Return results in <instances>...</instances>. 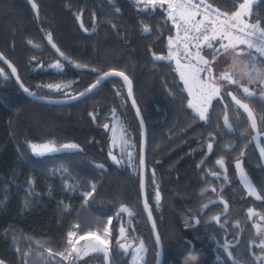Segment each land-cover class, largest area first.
<instances>
[{
    "label": "trees",
    "instance_id": "1",
    "mask_svg": "<svg viewBox=\"0 0 264 264\" xmlns=\"http://www.w3.org/2000/svg\"><path fill=\"white\" fill-rule=\"evenodd\" d=\"M35 1L37 15L26 0H0V53L17 68L29 91L45 97L76 95L109 70L128 76L147 130L146 190L162 241V264H264L258 245L262 234L256 227V214L264 215V164L248 117L224 95L227 91L212 101L207 120L188 107L190 96L173 59L158 61L153 56H167L169 37L175 38L174 23L164 10L167 5L161 9L137 0ZM207 1L228 13L243 2ZM249 19L259 20L264 28V0L253 2ZM49 36L69 61L52 51ZM207 53L213 58L211 49ZM254 54L264 68V58ZM58 61L60 68L52 66ZM0 68V259L5 264H132V250L126 254L117 249L118 229L126 226L136 245L145 246L142 264H156L154 231L140 189L142 130L125 82L114 76L76 102L47 104L28 98L1 60ZM61 82L68 84L67 93L46 88ZM242 99L250 103L264 129V100L246 95ZM114 112L132 142L133 168L111 149L104 125H112ZM44 142L59 150L33 154L31 146ZM65 144L78 149H64ZM109 152L122 161L120 166L111 163ZM236 159L243 160L261 200L242 188ZM218 160L225 162L227 171L215 178ZM210 184L229 203L220 223L209 218L223 211L222 204L202 212L215 196L207 189ZM87 192L92 195L85 198ZM123 204L133 211L132 217L116 214ZM194 217L200 222L189 227ZM107 227V260L101 252L75 261L58 255L70 248L69 231L84 235ZM189 247L197 251H187Z\"/></svg>",
    "mask_w": 264,
    "mask_h": 264
},
{
    "label": "snow or ice",
    "instance_id": "2",
    "mask_svg": "<svg viewBox=\"0 0 264 264\" xmlns=\"http://www.w3.org/2000/svg\"><path fill=\"white\" fill-rule=\"evenodd\" d=\"M148 3L152 5H159L161 9L164 8V5L167 4L168 8L164 9L167 13L169 18L173 21L176 30L177 36L175 38L177 44H182L183 49H177L173 51L174 44H173V37H169L168 47L169 53L167 56H156L155 59L158 61H171L175 59L177 69L179 70V77L180 80L183 82L186 89H188L189 95L193 96V100H189L188 107L193 109V111L199 116V119L204 121L207 120V112L208 108L211 106L212 101L214 98L221 96L220 87L217 84V78L212 76V68L209 67V60L205 59L201 53V39L203 43L206 44L208 49L212 50V55L215 57V53L219 51V48L227 49L228 47H232L233 49L237 48L239 45H244V48H241L237 55L243 56H253V53L259 54V56L264 57V28L259 27L260 21L257 20L256 24H249L244 17L251 16L250 6L253 0H243L242 3L238 4V8L236 11L232 12V23L230 25H225L229 31L221 32L217 34L216 29L212 26V21L209 19L207 22L205 20L197 21L195 20V16L200 13L201 8L203 7V15L210 16L211 14L215 13L216 16L225 15L227 18V14L219 13L216 9H213L211 5H205L204 0H200V3H193L192 0H147ZM32 7L35 9L36 5L33 3ZM183 33L181 37L180 33ZM191 34V35H190ZM227 40L228 44H224L223 41ZM195 41L196 43H193ZM212 41H219V48H214ZM49 43H51V37L49 36ZM191 45V47H190ZM53 48H56L55 44H52ZM195 48L196 51L193 53L191 50ZM247 50V51H246ZM59 51V49H57ZM62 57H64V53H60ZM255 59V57H253ZM67 60V57H64ZM0 60H3L5 64L11 68V73L16 75L17 69L13 67L3 56L0 54ZM181 61H185V63H181ZM194 61V62H193ZM56 67H60L59 61L56 64ZM77 68L80 65H76ZM0 73H3V69L0 68ZM206 73V77L201 79V74ZM120 76L124 79V81L131 85V81L129 80L128 76L124 74V72H111L105 73L104 77H101V80L107 78L110 75ZM221 79L228 80L232 83L238 84L239 79L236 78V74H230L229 72L225 71L222 73ZM249 83H256L258 82L261 86L259 95L255 91L250 90L248 87H243V93L247 97H257L260 100H264V74H260L258 76H248ZM17 80L19 81V76H17ZM97 83H100L98 80ZM192 86L195 88V92H193ZM21 87L23 85L21 84ZM51 87V85H49ZM96 85H92L87 91L82 92L79 96H70L69 100H76L80 97L87 96ZM25 93H29L28 88H23ZM30 95H34L33 93H29ZM129 95H131V88L129 87ZM224 95L230 96L231 100L237 105L239 108H242L248 116V120L251 121V126L253 129L257 127V120L254 116L253 112L249 109L248 104L242 103L240 99L237 98L236 95H233L232 92H226ZM67 102V101H63ZM133 105H135V101L133 100ZM137 115H139V109H137ZM225 123H227V116H225ZM261 124H264V117H261ZM105 129H107L108 125H104ZM32 152L36 155H42L43 152L38 150L37 145H32ZM47 151H58L54 147H50L49 145H42L39 146ZM64 149H78V145L76 144H65L62 146ZM208 149L211 150L213 145L209 143L207 145ZM261 155L264 156V148H261ZM109 155L112 156V153L109 152ZM131 156V153H129ZM244 156V153L241 152V157ZM112 160L119 165L122 161L117 160L115 156H112ZM217 163H221L217 161ZM139 164L141 167L144 165V158H143V145L141 146V156ZM236 168H241V162L238 160L236 163ZM213 175H216L215 173ZM143 189V183H142ZM95 191V185L92 186V192ZM92 192L84 193L83 195L85 198L92 195ZM251 194V193H250ZM156 202L159 203L160 193L159 190L155 193ZM259 199V197H257ZM144 208L146 211H149V219H151V212L149 210V204L147 202V198H145ZM225 208H227V204H225ZM121 211H126V209H121ZM119 215V214H118ZM217 219L218 218H213ZM111 218L108 219V224H111ZM77 228L79 225L76 226ZM153 227H155L153 223ZM125 229L121 227L120 232L123 235ZM105 235H108V230H104ZM69 239L67 241L68 245L71 246V250L65 249L64 252L58 253L62 260H69L72 258L75 261L79 257V253L72 242L71 237L75 236L76 233L69 231L67 233ZM85 236H93V238L98 241V245H94L92 247L93 252H101L104 253L105 259L107 260L108 257V246L110 241L107 239H102L100 235H95L93 233L86 232ZM80 239H84V236H81ZM189 245H191V241H186ZM117 244L119 245L120 249H125L124 244L119 243V239H117ZM156 244H160V237L157 234L156 236ZM103 246V247H101ZM224 251L227 253L228 257H232V252L228 251V245L225 244L223 246ZM143 250L142 246L136 249V252L139 253ZM187 251H197L194 247H189ZM196 258L193 257V261L195 262ZM0 264H5L3 259H0Z\"/></svg>",
    "mask_w": 264,
    "mask_h": 264
},
{
    "label": "rangeland",
    "instance_id": "3",
    "mask_svg": "<svg viewBox=\"0 0 264 264\" xmlns=\"http://www.w3.org/2000/svg\"><path fill=\"white\" fill-rule=\"evenodd\" d=\"M242 47H237L233 49L232 47H228L227 49L221 48L219 53L215 55V57L210 58L209 54L204 53V50H201V55L205 57V59L209 60V67L212 68V73L211 75L217 78V84L220 87L221 92L222 91H238L239 94H242V98L245 96L243 93V87H248L250 90L255 91L257 93V96L259 95V91L261 86L258 85L259 83H249L248 76H257L256 70H251L254 69L252 68L251 64H253L251 56L243 55V56H233L235 52L239 53L240 49ZM177 49H174L175 51ZM247 51V50H246ZM254 56V55H253ZM255 57V56H254ZM255 60L257 61V58L255 57ZM174 62V67L175 69L179 72L180 69H177V65L175 62V59H173ZM194 62V61H193ZM181 63H185V61H181ZM57 62H54L52 66L56 67ZM256 66V64H255ZM61 67V65H60ZM57 67V68H60ZM251 70V71H250ZM225 71L229 72L230 74H236V78L239 79V83L235 84L232 83L228 80L221 79L222 73ZM206 73L201 74V79H204L206 77ZM51 85V87H49ZM46 86L48 90H65L67 93L68 92V84L67 83H54V84H49ZM189 87H192L191 85ZM188 91V89H186ZM193 92H195V88L192 87ZM189 93V92H188ZM236 94V93H235ZM238 96V95H237ZM194 97L190 95V100H193ZM216 99V98H214ZM213 99V100H214ZM207 115V114H206ZM113 121L112 125L109 126V132H110V146L112 150H116L122 158L133 168L134 167V152L132 149V142L130 140L129 135L125 132L124 126L122 124V120L120 119V116L117 112H114L113 115ZM263 130V129H262ZM35 145L38 146V150L43 152L44 154L46 153H52L54 151H47L46 149L39 147L42 145H49L50 147H54L56 149H59L56 147V145L50 143V142H44V143H34ZM33 144V145H34ZM129 153H131V156H129ZM263 214L257 213L256 216H260ZM264 216V215H263ZM256 227L257 229L261 232L262 237L261 241L259 242V247H260V253H262V256L260 257L263 262H264V223L260 222V220L256 221ZM108 230V235H105V232L103 231L102 233H97V232H90L95 235H100L102 239H107L110 241L109 246H108V257L110 254V249H111V231L110 228H106ZM81 236H84V239H80ZM73 244L75 245L79 257H82L88 253L93 252L92 247L94 245H98V241H96L93 236H85V235H78L76 234L75 236L71 237ZM263 242V243H262ZM142 246L143 250L139 253L136 252L137 248H140ZM103 247V246H101ZM71 250V246L69 248V251ZM144 252H145V246L143 242L137 243L132 248V264H142L143 257H144ZM107 257V258H108ZM77 258V259H78Z\"/></svg>",
    "mask_w": 264,
    "mask_h": 264
},
{
    "label": "water",
    "instance_id": "4",
    "mask_svg": "<svg viewBox=\"0 0 264 264\" xmlns=\"http://www.w3.org/2000/svg\"><path fill=\"white\" fill-rule=\"evenodd\" d=\"M27 1V3L29 4V6H30V8L32 9V12L35 14V15H37L38 14V10H39V7H38V5H37V3H36V1L35 0H26ZM35 4L36 5V8L34 9L33 7H32V4ZM169 41V40H168ZM47 43H48V45L50 46V48L52 49V51L58 56V58L60 59V60H62V61H69L70 60V58L67 56V55H65L64 54V57H67L68 59L67 60H65L64 59V57H62L61 55H60V53L62 52L60 49H59V47L57 46V44L51 39V43H49V40L47 41ZM52 44H55L56 45V48H53L52 47ZM173 44H174V48L173 49H177V43H176V40L175 39H173ZM167 46H168V42H167ZM169 48V47H168ZM57 49H59V51H57ZM63 53V52H62ZM1 54V53H0ZM4 56V55H3ZM154 56V58L156 57V56H163V55H153ZM5 57V56H4ZM5 59L13 66V67H15L6 57H5ZM3 63H4V61L3 60H1ZM166 61V60H165ZM5 64V63H4ZM5 66L10 70V72H11V68L8 66V64H5ZM16 68V67H15ZM17 69V68H16ZM111 72H119V71H116V70H109V71H106V72H104L103 74H101L88 88H86L84 91H82V92H85V91H87L92 85H96V87L95 88H93L92 89V91L91 92H93L95 89H97L98 87H100V86H102L107 80H109V79H111L112 77H114V76H116V75H110V76H108L107 78H105V79H103V80H101V77H104V74L105 73H111ZM12 74V73H11ZM13 75V74H12ZM17 76H19V73H18V70H17V72H16V75H13V77H14V79H15V81H16V84L19 86V88L23 91V88H27L26 86H25V84L23 83V81L21 80V78H20V76H19V81L17 80ZM117 77H120V76H117ZM123 81H124V79L122 78V77H120ZM100 81V83H97V81ZM130 80V79H129ZM131 81V80H130ZM125 82V81H124ZM21 84L23 85V87H21ZM125 84H126V87H127V96H128V99H129V102H130V104H131V106H132V108H133V110H134V113H135V116H136V118H137V120H138V123H139V125H140V127H141V130H142V140H141V146L143 145V158H144V165H143V167H141L140 166V164H139V166H140V189H141V195H142V205H143V208H144V203H145V198H147V202H148V197H147V190H146V182H147V175H146V171H145V160H146V155H147V130H146V126H145V122H144V119H143V115H142V113H141V111H140V109L137 107V105H136V100H135V95H134V90H133V84H132V82H131V85H128L126 82H125ZM129 87L131 88V95H129ZM24 92V91H23ZM82 92H80V93H82ZM90 92V93H91ZM229 92H232L233 93V95H236L237 96V94H235L233 91H229ZM29 93H32L31 91H29ZM29 93H25L24 92V94L28 97V98H30V99H32V100H34V101H38V102H42V103H47V104H70V103H73V102H76V101H78V100H80V99H82V98H84V97H86V96H84V97H80L79 99H76V100H69V97H63V98H52V97H45V96H41V95H36V94H34V95H30ZM80 93H78V94H76V95H73V96H79V94ZM89 93V94H90ZM88 94V95H89ZM231 98V97H230ZM237 98L238 99H240L241 100V102L242 103H246V104H248V106H249V109L253 112V114H254V116L256 117V120H257V127L255 128V129H253L252 128V126H251V121L249 120V123H250V127H251V129H252V140H253V143H254V146H255V148H256V150H257V152H258V154H259V156H260V158H261V161H262V163L264 164V156H262L261 155V148H264V144H263V142H262V139H264V130H261L260 129V127H259V124H258V119H257V116H256V113H255V111L253 110V108L251 107V105H250V103L249 102H247V101H245L244 99H242V98H240L239 96H237ZM133 100L135 101V105H133ZM63 101H67V102H63ZM235 104V103H234ZM237 106V105H236ZM238 107V106H237ZM137 109H139V115H137ZM245 114H246V116H247V113L242 109V108H240ZM248 117V116H247ZM108 125V127H107V129H105L106 131H108L109 130V124H107ZM105 128V127H104ZM112 153V152H111ZM112 156H115L116 157V159L117 160H119V158H118V156L116 155V154H114V153H112ZM112 156H110L109 155V158H110V161H111V163L112 164H114V165H116V166H120V164L119 165H117L113 160H112ZM140 156H141V152H140ZM240 161L241 162V168L240 169H237L236 168V163H237V161ZM236 162H235V169H236V175H237V179H238V181H239V183L241 184V186H242V188L245 190V192H246V194L248 195V196H250V197H252V198H254L255 200H261L262 198H261V195H260V193H259V191H258V189H257V187H256V185L254 184V182H253V180H252V178L250 177V175H249V173L247 172V170L245 169V167H244V165H243V160L242 159H238ZM139 161H140V158H139ZM222 164V166H223V163H221ZM142 183H143V189H142ZM251 193V194H250ZM257 197H259V199H257ZM217 200H219V201H222V202H224L225 204H227L226 203V201L225 200H223L222 198H218V199H215V200H212V201H210V202H208L205 206H204V209H206V207L210 204V203H212V202H214V201H217ZM149 204V203H148ZM227 207H228V205H227ZM121 209H126V211H121ZM149 210H150V208H149ZM226 210H227V208H226ZM144 211H145V213H146V215H147V217H148V219H149V211H146L145 210V208H144ZM150 212H151V210H150ZM116 214L118 215H120V214H124L125 216H127V217H129V216H133L134 215V213H133V211L130 209V207L128 206V205H126V204H123V205H121L120 207H119V209L117 210V212H116ZM149 221H150V223H151V225H152V228H153V231H154V236H155V242H156V236H157V234L159 235V237H160V234H159V231H158V227H157V224H156V222H155V220H154V218H153V216H152V213H151V219H149ZM153 223H154V225H155V227H153ZM124 229H125V231H124V233H123V235L121 234V232H120V229H121V227L118 229V236H117V239H121V238H123L126 234H127V229H126V226H122ZM116 242H117V240H116ZM120 244H124L126 247H125V249H120L119 248V245L117 244V249H118V251H120V252H122V251H125V253L126 254H128L129 252H130V250L134 247V245H135V242L134 241H130V242H128V243H126V242H124V241H122V242H119ZM156 248H157V253H158V256H157V260H156V264H162V260H163V246H162V241H161V237H160V244L159 245H157L156 244ZM228 251H229V249H228ZM230 258H233V257H230Z\"/></svg>",
    "mask_w": 264,
    "mask_h": 264
},
{
    "label": "flooded vegetation",
    "instance_id": "5",
    "mask_svg": "<svg viewBox=\"0 0 264 264\" xmlns=\"http://www.w3.org/2000/svg\"><path fill=\"white\" fill-rule=\"evenodd\" d=\"M233 92H234V91H233ZM234 93H235V92H234ZM251 130H252V129H251ZM263 130H264V129H263ZM237 160H238V159L234 160V167H235V162H236ZM218 161H220L221 163H223V166H222L221 163H219V164L217 163L218 170H217L216 172H213V173H212V176L215 177V178H218V177L223 176V175L226 173V171H227V167H226L225 162L222 161V160H218ZM139 171H140V166H139ZM235 172H236V169H235ZM214 173H215L216 175H213ZM236 177H237V175H236ZM146 183H147V182H146ZM207 189H208V190H211V191L215 194V196L210 197V198L206 201V203L204 204V206H205L208 202H210V201H212V200H215V199H218V198H222L223 200H225L226 203H227V205H228L227 210H226V208H225V203L222 202V201L217 200V201H214V202L210 203V204L206 207V209H207L210 205H212V204H214V203H220V204H222V206H223V211L209 218V221L216 222V223H220V219H221V217H222L223 215H225V214L228 212V210H229V203L227 202L226 199H224L222 196H219V195L217 194V189H216V187H215L213 184L208 185V186H207ZM251 198H252V197H251ZM261 198H262V197H261ZM253 199H254V198H253ZM142 206H143V205H142ZM204 206H203V210H202V212H204V211L206 210V209H204ZM143 209H144V208H143ZM145 214H146V213H145ZM121 215H124V214H121ZM146 216H147V215H146ZM130 217H132V216H130ZM214 217H215V218H218V220H217V219H213ZM147 218H148V217H147ZM256 218H257V220H260V222L264 223V216H263V215L256 216ZM148 220H149V219H148ZM199 222H200V221H199V218H198V217H194V218H193V222H192L191 224H189V227H191V226H196ZM134 237H135V236L130 235L129 230H128V228H127V234H126L123 238H121V239L119 240V242L124 241V242L128 243V242H130V241H134V242H135V245H136V241H135ZM135 245H134V246H135ZM131 250H132V249H131ZM131 250H130V252H131ZM229 251H230V250H229ZM123 252H125V251H123ZM217 257H218V259H220V256H219V255H218ZM232 257H233V256H232ZM260 257H261V256H260ZM231 259L233 260V258H231Z\"/></svg>",
    "mask_w": 264,
    "mask_h": 264
},
{
    "label": "built area",
    "instance_id": "6",
    "mask_svg": "<svg viewBox=\"0 0 264 264\" xmlns=\"http://www.w3.org/2000/svg\"><path fill=\"white\" fill-rule=\"evenodd\" d=\"M253 1H256V0H253ZM193 3H200V0H192ZM204 4L205 5H211L213 9H216L219 13H222V14H227V18L225 17V15H219V16H216L215 13L211 14L210 16H204L203 15V7L201 8L200 10V13L197 14V15H201L203 16L207 22L209 19L212 21V26L217 30L219 29H228L225 27V25H230L233 21H232V13H228L224 10H222L220 7H218L217 5L207 1V0H204ZM175 26V25H174ZM229 30V29H228ZM175 38L177 36V30H176V27H175ZM181 37L183 36V33L181 32L180 33ZM191 35V34H190ZM202 39H201V43H202ZM193 43H196L195 41H193ZM191 47V45H190ZM177 48L180 49L182 51L183 49V45L182 44H177ZM264 58V57H263ZM8 77V76H7Z\"/></svg>",
    "mask_w": 264,
    "mask_h": 264
},
{
    "label": "crops",
    "instance_id": "7",
    "mask_svg": "<svg viewBox=\"0 0 264 264\" xmlns=\"http://www.w3.org/2000/svg\"><path fill=\"white\" fill-rule=\"evenodd\" d=\"M137 1H142V2H147V0H137ZM257 1V0H256ZM253 2H255V1H253ZM253 2H252V4H253ZM251 4V5H252ZM167 5V4H166ZM167 8H168V5H167ZM250 12H251V6H250ZM205 20L206 21V19L203 17V16H201V15H196L195 16V20H197V21H200V20ZM244 19L251 25V24H256V22H251L250 21V19H249V16H245L244 17ZM260 27V26H259ZM225 31H229L228 29H219V30H217V34H219V33H221V32H225ZM175 39V38H174ZM212 43H213V46H214V48H219V41H212ZM223 43L224 44H228V41L227 40H224L223 41ZM238 47H242V48H244V45H239ZM178 49V48H177ZM201 49H203L204 50V53H207L208 52V49H207V47H206V44L205 43H201ZM207 49V51H205ZM219 49H221V48H219ZM174 50V49H173ZM192 51H193V53H195V51H196V49L195 48H192L191 49ZM208 54V53H207ZM237 52H235L234 54H233V56L235 57V56H237ZM253 55L255 56V54L253 53ZM254 56H251V59H252V61L251 62H253V64H251V66H252V68H254V69H251L252 71L253 70H256V72H257V76L258 75H260V74H264V68L260 65V63L258 62V60L256 61L253 57ZM255 64H256V66H255ZM250 70V71H251ZM258 85H260V84H258ZM190 96V95H189ZM263 243V242H262ZM260 256H262V253H260Z\"/></svg>",
    "mask_w": 264,
    "mask_h": 264
}]
</instances>
